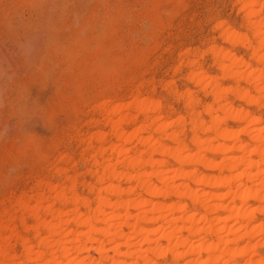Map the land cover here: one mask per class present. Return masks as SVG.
Here are the masks:
<instances>
[{"label":"clouds","instance_id":"9594fccd","mask_svg":"<svg viewBox=\"0 0 264 264\" xmlns=\"http://www.w3.org/2000/svg\"><path fill=\"white\" fill-rule=\"evenodd\" d=\"M207 29L16 209L10 264H264V0Z\"/></svg>","mask_w":264,"mask_h":264},{"label":"rangeland","instance_id":"374dc122","mask_svg":"<svg viewBox=\"0 0 264 264\" xmlns=\"http://www.w3.org/2000/svg\"><path fill=\"white\" fill-rule=\"evenodd\" d=\"M221 8L240 22L238 0H0V249L21 251L15 202L110 131L99 106L159 92Z\"/></svg>","mask_w":264,"mask_h":264},{"label":"bare ground","instance_id":"6f19581e","mask_svg":"<svg viewBox=\"0 0 264 264\" xmlns=\"http://www.w3.org/2000/svg\"><path fill=\"white\" fill-rule=\"evenodd\" d=\"M239 1V5H240V11L242 12V9L244 8V4H245V2H246V0H238ZM238 4V3H237ZM0 63H1V60H0ZM3 63V62H2ZM2 65V64H1ZM1 68V67H0ZM2 69V68H1ZM131 102V104H115V105H110V107H108V103L106 104V103H103V104H101L100 106H99V108L100 109H102V111H103V113H104V120H105V122H106V125H108V127H109V129H111V126L114 124V123H116L117 122V120H119V119H121L122 118V114L123 115H127L126 113L124 114V113H122V111H123V108L125 109V106H131L132 105V103H133V100L132 101H130ZM130 106H129V108H130ZM126 107V108H127ZM102 135H105V134H103L102 132H100V131H98V132H95L92 136H91V138H93V139H98L100 136H102ZM40 184V183H39ZM42 185H43V183H41ZM40 184V185H41ZM46 185V184H45ZM44 185V186H45ZM43 186V187H44ZM48 186V185H47ZM49 188V187H48ZM39 190V189H38ZM36 192V191H35ZM35 194V193H34ZM30 201V200H29ZM26 203H25V201L23 200H21V199H18L16 202H15V205L19 208L20 206H22V205H25ZM0 229H1V224H0ZM13 237H14V235L12 234H10V237H9V239H13ZM8 239L7 238H2V237H0V242L1 243H3V242H6ZM10 241V240H9ZM7 243H9V242H7ZM3 245H4V243H3ZM7 245H9V244H6L5 246H6V249H0V264H10V259H11V256H13V255H11L9 252H8V250H9V246L7 247ZM4 246V247H5ZM2 261H5V263H2Z\"/></svg>","mask_w":264,"mask_h":264}]
</instances>
